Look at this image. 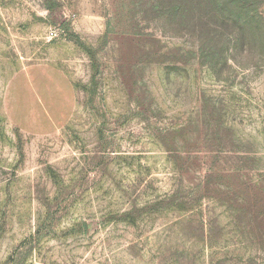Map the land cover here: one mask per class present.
<instances>
[{"label": "rangeland", "instance_id": "1", "mask_svg": "<svg viewBox=\"0 0 264 264\" xmlns=\"http://www.w3.org/2000/svg\"><path fill=\"white\" fill-rule=\"evenodd\" d=\"M232 1L202 41L151 1L0 0V264H264V0Z\"/></svg>", "mask_w": 264, "mask_h": 264}, {"label": "trees", "instance_id": "2", "mask_svg": "<svg viewBox=\"0 0 264 264\" xmlns=\"http://www.w3.org/2000/svg\"><path fill=\"white\" fill-rule=\"evenodd\" d=\"M151 1L150 7L155 11L163 12L164 17L170 21L179 20L183 24L192 25L198 28V33L204 41L210 34L214 32L211 29L213 22L221 19V25L227 27V23L234 22L235 26L242 21L243 12L238 9L237 12L231 10H222L219 0H146ZM147 3V4H148ZM237 3L236 0L232 4ZM209 8V11L207 8ZM205 11V12H204ZM178 22V21H177ZM192 23V24H191ZM204 37V38H203ZM213 39V38H212ZM203 44V43H202ZM205 45V44H203ZM202 45V49H203ZM205 49H203V53Z\"/></svg>", "mask_w": 264, "mask_h": 264}]
</instances>
